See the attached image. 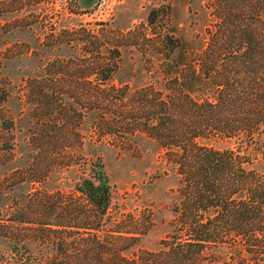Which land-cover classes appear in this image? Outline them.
<instances>
[{
  "label": "rangeland",
  "instance_id": "rangeland-1",
  "mask_svg": "<svg viewBox=\"0 0 264 264\" xmlns=\"http://www.w3.org/2000/svg\"><path fill=\"white\" fill-rule=\"evenodd\" d=\"M207 2L0 0V219L24 212L28 217L35 193H78L97 150V95L107 94L123 99L115 107L104 105L103 113L107 120L113 113L123 116L100 148L113 193L110 222L131 230L128 215L139 218V228H150L142 244L161 255L170 251L180 197L169 153L156 138V104L171 96L161 89L170 63L163 58L164 36L191 40L202 32ZM115 44L122 52L118 71L97 93L100 77L93 67L112 62ZM13 228L0 225V264L51 252L28 238L17 248ZM188 229L182 225L179 236L187 238ZM205 252V264H264V252L233 237L207 243Z\"/></svg>",
  "mask_w": 264,
  "mask_h": 264
},
{
  "label": "trees",
  "instance_id": "trees-1",
  "mask_svg": "<svg viewBox=\"0 0 264 264\" xmlns=\"http://www.w3.org/2000/svg\"><path fill=\"white\" fill-rule=\"evenodd\" d=\"M205 6L210 14L202 32L191 40L164 36L163 58L170 63L161 89L171 96L156 104V138L179 181L174 211L181 220L173 219L170 251L161 255L142 244L150 228H139V218L128 215L131 230L110 222L113 193L100 148L123 116L113 113L107 120L103 113L104 105L115 107L123 99L106 94L97 95V150L78 193L60 190L54 198L38 192L29 200L34 211L28 217L24 212L0 219L2 227L14 226L17 248L31 239L51 251L15 264H203L207 243L231 237L264 252V0H208ZM109 53L112 62L93 67L100 77L97 93L118 71L119 45ZM182 225L189 227L187 238L179 236Z\"/></svg>",
  "mask_w": 264,
  "mask_h": 264
}]
</instances>
